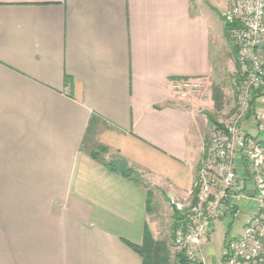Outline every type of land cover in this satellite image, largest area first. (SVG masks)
Instances as JSON below:
<instances>
[{
	"label": "crops",
	"instance_id": "1",
	"mask_svg": "<svg viewBox=\"0 0 264 264\" xmlns=\"http://www.w3.org/2000/svg\"><path fill=\"white\" fill-rule=\"evenodd\" d=\"M229 6L0 0V264H142L128 244L142 243L146 190L93 160L84 142L94 133L96 148L187 200L202 154L197 111L210 104L171 84L208 79L211 13ZM247 119L252 134L258 123ZM241 167L235 205L216 222L251 206Z\"/></svg>",
	"mask_w": 264,
	"mask_h": 264
},
{
	"label": "built area",
	"instance_id": "2",
	"mask_svg": "<svg viewBox=\"0 0 264 264\" xmlns=\"http://www.w3.org/2000/svg\"><path fill=\"white\" fill-rule=\"evenodd\" d=\"M224 19L233 30L245 81L235 117L214 135L200 161L195 203L187 219L176 226L173 246L189 264H207L202 240L209 236L210 225L234 207L237 166L245 164L255 191L252 211L241 234L225 239L220 264H264V121L256 134L245 133L241 124L252 101L264 109V0H230ZM201 88V81L184 79L171 84L173 92L184 94Z\"/></svg>",
	"mask_w": 264,
	"mask_h": 264
},
{
	"label": "rangeland",
	"instance_id": "3",
	"mask_svg": "<svg viewBox=\"0 0 264 264\" xmlns=\"http://www.w3.org/2000/svg\"><path fill=\"white\" fill-rule=\"evenodd\" d=\"M229 8L225 12H223L224 9L212 10L211 14L213 17V25L211 29L212 37L210 43V75L207 80L202 82L200 92L188 94L190 96H202V99L210 104L207 108L203 110L199 109L197 111L202 134L200 136V144L202 146L200 161L204 159L214 135L218 131L223 132L235 117L238 110L239 99L241 97V89L245 81V77L241 74L237 63V47L233 30L224 19V14L228 12ZM213 88H217L222 96L221 108L219 110L214 108L211 100ZM254 105L255 101H253V105H250V108L241 124H246L245 122L248 121L247 116H252L254 118L253 120L258 123V129L256 128L258 131L260 124L264 121V109L263 112H258L257 115H254L252 114L254 112ZM209 117L212 118L214 124L210 122ZM247 127L250 126L248 125ZM252 129L255 128L253 127ZM257 131L254 130L251 133L256 134ZM88 134L89 135L84 142V149L95 153L97 150L96 143H94V137L91 136V134L94 133L89 132ZM100 157L104 161L112 160L111 158L114 159L113 156L110 157L106 153L100 154ZM238 165H240V167H237V174H241L243 167H241V164ZM136 174L144 189L150 195L147 227L154 240H161L167 244L171 255L170 260L173 261L174 254L176 252L179 253V251H177L173 246V236L176 229L175 227L173 229V215L174 213L179 212L182 219H187L190 215L189 209L192 204L195 203L196 195L193 192L187 200L183 198L180 199L179 202L172 201L164 194L162 189L150 186L146 178L139 173ZM252 205L253 200L251 201V206L248 205L249 207L246 206L245 208H240V214L237 216L226 215L221 222L215 221L210 225L209 236L202 240V249L206 257L207 264H211V260L213 258H215L216 264H220L225 239L227 237H237L241 234L243 227L247 222V219L245 220L242 215L245 214V211L250 209ZM251 211L252 208L250 212Z\"/></svg>",
	"mask_w": 264,
	"mask_h": 264
},
{
	"label": "trees",
	"instance_id": "4",
	"mask_svg": "<svg viewBox=\"0 0 264 264\" xmlns=\"http://www.w3.org/2000/svg\"><path fill=\"white\" fill-rule=\"evenodd\" d=\"M69 81H65V84H68ZM221 93L217 88L212 89L211 100L213 102L214 108L219 110L221 108ZM253 105V101L250 103ZM211 123L214 124L211 117H209ZM106 153V149L97 148L96 152H91L89 155L93 160H100V154ZM103 165L112 173L118 174L123 178L130 179L136 184H141L139 178L137 177L136 172L130 168L127 163L119 158L112 159L109 161H104ZM196 195V189L193 191ZM147 193V201L149 208V194ZM173 229L178 225L179 221L182 220L181 214L179 212L174 213L173 215ZM128 246L136 252L142 260V264H189L187 258L182 252H176L173 256V261L170 260V250L167 244L161 240H154L150 230L147 225L144 227L142 235V243L140 246H134L128 244Z\"/></svg>",
	"mask_w": 264,
	"mask_h": 264
},
{
	"label": "water",
	"instance_id": "5",
	"mask_svg": "<svg viewBox=\"0 0 264 264\" xmlns=\"http://www.w3.org/2000/svg\"><path fill=\"white\" fill-rule=\"evenodd\" d=\"M211 264H216V263H215V258H213V259L211 260Z\"/></svg>",
	"mask_w": 264,
	"mask_h": 264
}]
</instances>
